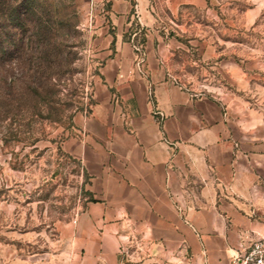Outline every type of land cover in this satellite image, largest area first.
Returning a JSON list of instances; mask_svg holds the SVG:
<instances>
[{"label":"rangeland","instance_id":"obj_1","mask_svg":"<svg viewBox=\"0 0 264 264\" xmlns=\"http://www.w3.org/2000/svg\"><path fill=\"white\" fill-rule=\"evenodd\" d=\"M8 3L0 5V264H209L171 242V227L130 228L118 246L81 232L94 197L66 142L93 101L99 8L94 0ZM16 7L29 14L19 19ZM192 13L171 79L222 102L225 113L251 111L246 120L264 127V0H207Z\"/></svg>","mask_w":264,"mask_h":264},{"label":"crops","instance_id":"obj_2","mask_svg":"<svg viewBox=\"0 0 264 264\" xmlns=\"http://www.w3.org/2000/svg\"><path fill=\"white\" fill-rule=\"evenodd\" d=\"M94 2L101 62L90 109L66 142L94 197L81 232L118 246L130 228L171 227V242L209 264H231L264 235V127L246 120L251 111L225 113L222 102L171 79V54L185 48L179 39L207 0ZM134 25L145 35L142 65L127 36Z\"/></svg>","mask_w":264,"mask_h":264},{"label":"built area","instance_id":"obj_3","mask_svg":"<svg viewBox=\"0 0 264 264\" xmlns=\"http://www.w3.org/2000/svg\"><path fill=\"white\" fill-rule=\"evenodd\" d=\"M135 10L137 12L136 5ZM92 17L93 15H91ZM138 32L139 29L131 34V41L137 53V63L142 65L145 61V50L144 43L137 38ZM230 262L231 264H264V235L253 239L248 245L238 249L231 256Z\"/></svg>","mask_w":264,"mask_h":264},{"label":"trees","instance_id":"obj_4","mask_svg":"<svg viewBox=\"0 0 264 264\" xmlns=\"http://www.w3.org/2000/svg\"><path fill=\"white\" fill-rule=\"evenodd\" d=\"M8 2H9V0H0V5H2L3 7H4V6L8 7V5H9ZM13 10H14V12L17 13L18 18L21 19V20H22L23 16L29 14V13H28L29 10H27V9H26L25 11H23L22 9H19L18 7H16V8H14ZM134 29H138V26L136 27V25H135V26H133V28H132L131 30H129L128 35H127L129 39L131 38V34L134 32ZM140 32H141V33H140V34L138 33V34H139V37L137 36V38H138L141 42L144 43V41H145V35H144L143 31H140Z\"/></svg>","mask_w":264,"mask_h":264}]
</instances>
